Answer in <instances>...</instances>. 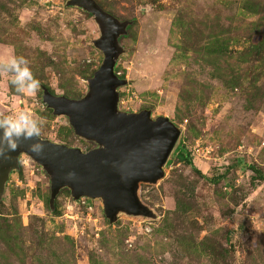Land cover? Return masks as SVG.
<instances>
[{"label": "rangeland", "instance_id": "obj_1", "mask_svg": "<svg viewBox=\"0 0 264 264\" xmlns=\"http://www.w3.org/2000/svg\"><path fill=\"white\" fill-rule=\"evenodd\" d=\"M69 1L0 0V60L14 50L41 82L20 94L0 72V116L30 112L41 138L89 151L98 142L43 99L84 98L105 58L100 23ZM94 1L126 23L117 110L180 135L163 176L138 185L150 213L114 222L101 197L52 198L47 169L21 152L0 193V264H264V0Z\"/></svg>", "mask_w": 264, "mask_h": 264}, {"label": "water", "instance_id": "obj_2", "mask_svg": "<svg viewBox=\"0 0 264 264\" xmlns=\"http://www.w3.org/2000/svg\"><path fill=\"white\" fill-rule=\"evenodd\" d=\"M91 13L100 23L102 36L95 41L104 55L102 65L89 80L88 94L78 100L55 96L44 90V102L56 115H67L76 134L94 139L99 147L83 151L78 147L56 144L39 138L43 150H29L31 141L21 140L15 152L0 156V193L18 155L25 152L42 164L51 176V195L69 186L75 199L101 197L111 222L119 211L148 215L140 202V182H156L163 176V165L172 152L180 130L167 118L152 119L148 110L127 114L117 110V87L125 84L114 70L120 52L117 37L126 23L119 22L94 0H70ZM5 145L0 144V149Z\"/></svg>", "mask_w": 264, "mask_h": 264}, {"label": "clouds", "instance_id": "obj_3", "mask_svg": "<svg viewBox=\"0 0 264 264\" xmlns=\"http://www.w3.org/2000/svg\"><path fill=\"white\" fill-rule=\"evenodd\" d=\"M0 72L11 76L9 83L17 93L36 95L41 88V82L34 75L29 59L17 55L14 50L9 52L6 59L0 60ZM43 124L41 118L34 117L27 111L0 116V144L5 145L0 149V156H3L5 151L15 152L21 140L31 141L28 145L30 151H42L43 142L39 138Z\"/></svg>", "mask_w": 264, "mask_h": 264}, {"label": "trees", "instance_id": "obj_4", "mask_svg": "<svg viewBox=\"0 0 264 264\" xmlns=\"http://www.w3.org/2000/svg\"><path fill=\"white\" fill-rule=\"evenodd\" d=\"M180 150H181L182 155L184 156L186 163L189 166H191L192 168H194L193 163H192V159H191V156H190V153L188 152V150L185 147H180Z\"/></svg>", "mask_w": 264, "mask_h": 264}]
</instances>
